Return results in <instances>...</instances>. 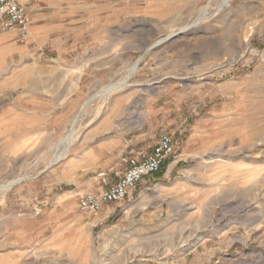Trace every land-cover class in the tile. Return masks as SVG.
I'll return each mask as SVG.
<instances>
[{
	"label": "rangeland",
	"instance_id": "rangeland-1",
	"mask_svg": "<svg viewBox=\"0 0 264 264\" xmlns=\"http://www.w3.org/2000/svg\"><path fill=\"white\" fill-rule=\"evenodd\" d=\"M45 2L93 5L110 48L0 33V264H264V0ZM163 134L155 176L80 211Z\"/></svg>",
	"mask_w": 264,
	"mask_h": 264
},
{
	"label": "crops",
	"instance_id": "crops-1",
	"mask_svg": "<svg viewBox=\"0 0 264 264\" xmlns=\"http://www.w3.org/2000/svg\"><path fill=\"white\" fill-rule=\"evenodd\" d=\"M22 4L27 6L32 25L24 41L18 33H11L18 42L27 45L35 53L62 56L67 52L82 50L86 54H96V57L89 61V66L94 68V64L99 66L103 63L98 54L104 55L110 48L109 34L107 29H104L109 21L104 23L103 19L99 18L96 21L97 15H94L93 5L81 4L73 8V13L64 14L63 7L59 11L61 6L54 5L55 3L48 6L45 0H23ZM52 7L57 10L48 11ZM98 66L95 68L105 69L103 64Z\"/></svg>",
	"mask_w": 264,
	"mask_h": 264
},
{
	"label": "built area",
	"instance_id": "built-area-1",
	"mask_svg": "<svg viewBox=\"0 0 264 264\" xmlns=\"http://www.w3.org/2000/svg\"><path fill=\"white\" fill-rule=\"evenodd\" d=\"M23 0H0V33H18L24 41L28 37L32 18ZM174 155V141L170 134H163L151 152L133 153L127 160V171L108 189L80 196L78 208L83 213L98 215L107 204H120L133 196L146 178L155 176L167 159Z\"/></svg>",
	"mask_w": 264,
	"mask_h": 264
},
{
	"label": "bare ground",
	"instance_id": "bare-ground-1",
	"mask_svg": "<svg viewBox=\"0 0 264 264\" xmlns=\"http://www.w3.org/2000/svg\"><path fill=\"white\" fill-rule=\"evenodd\" d=\"M139 115V114H138ZM137 122H141V115L138 116V121ZM140 124V123H139ZM95 264V263H94Z\"/></svg>",
	"mask_w": 264,
	"mask_h": 264
}]
</instances>
